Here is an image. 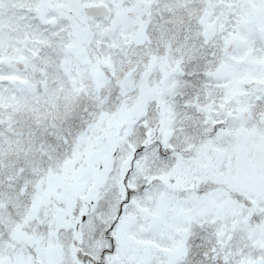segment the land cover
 I'll use <instances>...</instances> for the list:
<instances>
[{
  "label": "snow or ice",
  "instance_id": "obj_1",
  "mask_svg": "<svg viewBox=\"0 0 264 264\" xmlns=\"http://www.w3.org/2000/svg\"><path fill=\"white\" fill-rule=\"evenodd\" d=\"M0 264H264V0H0Z\"/></svg>",
  "mask_w": 264,
  "mask_h": 264
}]
</instances>
